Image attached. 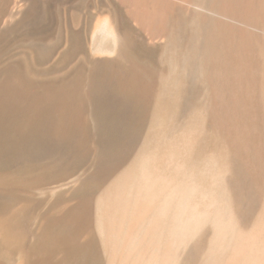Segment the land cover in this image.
I'll return each mask as SVG.
<instances>
[{"label": "bare ground", "instance_id": "bare-ground-1", "mask_svg": "<svg viewBox=\"0 0 264 264\" xmlns=\"http://www.w3.org/2000/svg\"><path fill=\"white\" fill-rule=\"evenodd\" d=\"M51 1L33 2L15 32L33 33ZM113 1L107 29L119 44L113 49L117 74L110 77L116 94L140 101L159 88L151 133L99 198L107 264H264V0ZM133 32L141 36L143 55L132 47ZM73 36L62 62L77 49ZM158 36L159 42L150 41ZM38 45L44 57L51 52L48 44ZM85 50L89 54V46ZM27 56V72L14 75L15 64L0 68V91L50 87L49 102L34 98L23 113L19 99L0 94V129L25 121L40 133L35 127L49 121L60 129L45 135L71 139V127L81 126L85 63L81 58L54 74L33 66L38 54ZM64 149L69 156L83 151L81 145ZM154 186L159 203L142 195ZM83 213L50 218L30 244L26 213L2 217L0 256L15 249L18 264H99L91 233L79 241Z\"/></svg>", "mask_w": 264, "mask_h": 264}, {"label": "rangeland", "instance_id": "rangeland-1", "mask_svg": "<svg viewBox=\"0 0 264 264\" xmlns=\"http://www.w3.org/2000/svg\"><path fill=\"white\" fill-rule=\"evenodd\" d=\"M41 1L0 0V68H9L15 64L16 67H10L17 69L16 71L13 68L14 75L27 72L24 69L26 68L24 65L28 64L25 57H28L27 55L35 57L38 54L39 56L35 57L38 63L33 66L37 65V68L50 69L54 74H60L76 65L82 58L81 61L85 64L80 69L79 84L80 93H82L80 96L82 104L79 105L82 107L81 126H72L71 139L63 141L43 133L46 129H60L54 122L49 121L36 126L35 129H41V131L40 133L33 131L35 134L31 132L33 129H29L30 126L23 124L27 123L25 121L21 126L27 127L30 132L27 128L25 131L23 127H18L19 124L17 126L12 124L11 129H0V219L2 217L12 218L20 212L26 213L27 220L24 226L26 225L28 232L25 242L30 244L34 234L39 231L45 221L54 216L64 217L84 208L83 231L79 241L84 240L89 231L97 245L101 260L99 264H107L106 252L102 250V243L99 242L101 240L98 229L99 200L117 177L116 175L120 174L119 170L128 166L131 158L126 157H129L137 146H143L144 138L151 133L150 127L155 118L156 92L159 85L150 88L147 96L140 101L133 98L124 101L116 94L117 86L114 82H110V77L117 74L115 60H113L117 52L113 49L119 44L118 39L107 29L112 26L109 24L111 19L109 12L113 8V0L51 1L47 6L46 15L32 26L31 31L34 34L16 33L15 27L28 7L33 2ZM68 33L74 35L77 49L72 57L62 62L61 56L65 53L71 38ZM91 39L93 41H90ZM140 40V34L133 32L132 47L143 55L144 51L139 47L142 45ZM150 41L159 42V36ZM40 42L51 47V52L45 57L43 56L45 52L38 45ZM89 42L90 45H88ZM87 46L90 51L86 55L85 47ZM31 49H34V54L31 53ZM14 59L17 62L21 59V62L16 63ZM43 72L41 76H47ZM0 80L3 81L2 76ZM49 88L36 87L34 91L29 90L16 95L1 90L0 94L3 97L13 95L19 99L21 101L19 109L25 113L23 105L33 103L36 101L34 98L49 102L50 94L46 91ZM80 134L84 135L83 139L80 138ZM77 145L83 147V151L78 155L71 154L72 157L64 154V148ZM156 187H150L153 193L149 188L148 190L145 188L143 192L151 191V193L147 192L145 195L142 192L143 197L149 200L156 199L157 201H154L159 203L160 196ZM1 263L18 264L19 255L15 249L0 256Z\"/></svg>", "mask_w": 264, "mask_h": 264}]
</instances>
